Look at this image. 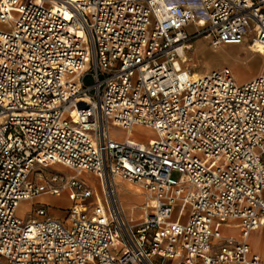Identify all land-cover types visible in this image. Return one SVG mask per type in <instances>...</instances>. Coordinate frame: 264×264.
<instances>
[{
	"label": "built area",
	"instance_id": "1",
	"mask_svg": "<svg viewBox=\"0 0 264 264\" xmlns=\"http://www.w3.org/2000/svg\"><path fill=\"white\" fill-rule=\"evenodd\" d=\"M202 36L264 51V0H0V264H264V71L194 77Z\"/></svg>",
	"mask_w": 264,
	"mask_h": 264
},
{
	"label": "rangeland",
	"instance_id": "2",
	"mask_svg": "<svg viewBox=\"0 0 264 264\" xmlns=\"http://www.w3.org/2000/svg\"><path fill=\"white\" fill-rule=\"evenodd\" d=\"M208 22L207 18H203L201 20L202 24H206ZM194 26H192L193 28ZM251 42V39L246 40L242 44L238 45H225L227 50L230 52L229 56H225L220 63L218 64H212L207 55L204 53L200 55V60L198 59L199 56H197L196 52V46L198 47V50H201L203 47H206V49H209V51L217 52L220 49H223L224 47H220L219 49L212 48V43L209 38H206L205 36H202L201 38L197 39L193 47L188 51V55L193 58L194 61L198 63V65L193 66L192 61H186L185 65L187 68H189L192 71L199 70V71H205V68H211V67H220L224 65H229L232 67V69L235 70V73L237 75L238 81L242 82V79H248L246 76H248V71L250 70L249 68L256 69V74L251 75V78L256 76L258 73L264 71V59L262 60H257V57H254L252 54V51L249 49V43ZM199 53V52H198ZM264 58V57H263ZM235 60H240L238 67L235 65L233 61ZM256 60L258 61V65L256 66ZM247 74V75H246ZM250 78V76H249ZM137 132L140 133V136L143 139H150V138H155L157 136V133L154 129L152 128H147L145 126H137L135 128ZM114 132L116 134H123V130L115 129ZM145 136V137H144ZM38 168L41 170V172H44V174H49L54 171L58 172H65V173H73L72 169L67 168L63 164H58V163H47V164H42L39 165ZM82 177H87V180H93V178L89 177L88 175L80 174ZM174 178H178L180 176L179 172H174L173 173ZM122 187V193L124 195L128 196L127 206L125 207V211L127 215H131V206L130 203L133 202H140L138 198L135 196V193L132 189H130L129 185L127 182H123V184L120 186ZM142 198L145 200V198L142 195ZM25 202V201H24ZM49 204L50 211L53 215L56 217H65L68 214V208L72 204V200L69 199L67 193L62 194L60 197L53 196L49 193H44L43 195L34 197L30 199L29 201H26L25 203H22L20 205V208L18 210V214L20 216L25 217H31L34 216L35 209L37 206L40 204ZM232 233H236L235 229H230L229 230ZM253 242H255L256 247L253 245V249L255 251H261L262 247L264 246V228H261V230H258L256 234L253 236Z\"/></svg>",
	"mask_w": 264,
	"mask_h": 264
},
{
	"label": "bare ground",
	"instance_id": "3",
	"mask_svg": "<svg viewBox=\"0 0 264 264\" xmlns=\"http://www.w3.org/2000/svg\"><path fill=\"white\" fill-rule=\"evenodd\" d=\"M167 3L168 4H171V0H167ZM225 45H232V44H223V45H220V47H224L223 49H220L219 51L217 52H213V51H209V49H206V47H203L201 50H198V47L196 46V52H197V56L198 59L200 60V55L202 54H206L209 61L212 63V64H218L221 62V60L225 57V56H229L230 55V52L227 50V48L225 47ZM220 47H214L212 46V48H216V49H219ZM249 49L250 51H252V54L254 55V57H257V60H263L264 58V54H263V47L258 43V41H256V43H249ZM199 52V53H198ZM256 60V66L259 64L258 61ZM188 61H192V64L193 66H196L198 65V63L196 61L193 60L192 57H190L189 55H187V62ZM186 64V63H185ZM202 72L199 71V70H195L193 71V74H194V77H197L199 74H201ZM129 133L128 132H123V134L121 135V137H126ZM130 134H137V132L135 130H132V132H130ZM139 135V134H137ZM145 137V136H144ZM88 175V174H87ZM130 189H132L135 193V196L138 198V200H140V202H133V203H130V206H131V215L133 217H140L141 214H142V210H141V207H143L144 205V199L142 198V187L139 185V184H136V183H130V182H127ZM122 187H120V199H122L123 201V205H124V208L127 206V200H128V196L127 195H124L122 193ZM26 201H29V199H25V200H22L20 203H19V208H20V205H22V203H25ZM237 233V232H236ZM234 233V234H236ZM256 234V233H254ZM254 234L252 235L251 237V242H252V246L254 245V247H256V244L255 242H253V236Z\"/></svg>",
	"mask_w": 264,
	"mask_h": 264
},
{
	"label": "crops",
	"instance_id": "4",
	"mask_svg": "<svg viewBox=\"0 0 264 264\" xmlns=\"http://www.w3.org/2000/svg\"><path fill=\"white\" fill-rule=\"evenodd\" d=\"M234 63H235V65H237V67H238V64H239V62H240V60H235V61H233ZM212 68H217V67H211V68H205V70H210V69H212ZM250 70L248 71V76H246V78L248 77V79H250L251 78V75H255L257 72H256V69H253V68H249ZM235 71V70H234ZM247 75V74H246ZM249 76H250V78H249ZM248 79H242L241 81L242 82H244V81H246V80H248Z\"/></svg>",
	"mask_w": 264,
	"mask_h": 264
}]
</instances>
